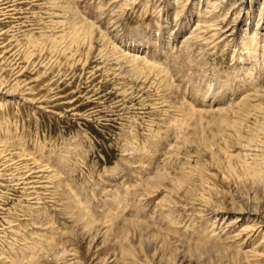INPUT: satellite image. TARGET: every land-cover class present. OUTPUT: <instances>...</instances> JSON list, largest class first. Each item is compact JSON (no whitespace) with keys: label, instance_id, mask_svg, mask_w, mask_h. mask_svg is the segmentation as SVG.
I'll use <instances>...</instances> for the list:
<instances>
[{"label":"rangeland","instance_id":"obj_1","mask_svg":"<svg viewBox=\"0 0 264 264\" xmlns=\"http://www.w3.org/2000/svg\"><path fill=\"white\" fill-rule=\"evenodd\" d=\"M199 1L0 0V81L13 92L0 96V264H76L69 217L101 232L154 218L170 243L157 264L229 263L221 251L264 264L259 236L213 219L264 211L263 0L225 42L230 13L223 24L227 10ZM119 52L170 86L143 66L133 75ZM161 169L170 179L144 193Z\"/></svg>","mask_w":264,"mask_h":264},{"label":"bare ground","instance_id":"obj_2","mask_svg":"<svg viewBox=\"0 0 264 264\" xmlns=\"http://www.w3.org/2000/svg\"><path fill=\"white\" fill-rule=\"evenodd\" d=\"M212 1V2H211ZM218 0H203V2L200 0L199 1V4L202 2L204 9H206L207 7H212L214 6L215 8H220V9H223V11L227 10V12H225V15L224 17L221 19V22L224 24V20L225 18H227V14L230 13V16L232 17L227 24H224L223 27H221L220 29H217L218 32L216 33V36L218 38H221V40H225V41H233L234 39V36L235 34L237 33V27H238V22L242 21L243 19L246 18L247 21H249L250 19L253 18L252 14H254V12H252V5L253 3L256 2V0H223V2H226V5L223 7L220 6L219 4H215ZM222 1V0H221ZM229 1V2H228ZM222 2V3H223ZM61 3V2H60ZM174 1L171 2V4H173ZM61 5V4H60ZM195 6V5H193ZM261 7L258 8V16H260L262 13H263V17H264V0L262 1V3L260 4ZM0 7H4V6H0ZM59 7V6H58ZM213 7V8H214ZM7 8V6H6ZM61 8V7H60ZM2 10V9H1ZM2 12V11H0ZM204 12V11H203ZM206 12V11H205ZM211 13H214V12H211ZM211 15V14H210ZM200 15H198L197 18H199ZM205 16V15H204ZM203 17V16H202ZM245 17V18H244ZM73 18V17H72ZM201 18V17H200ZM258 18V17H257ZM260 18V17H259ZM80 20V18H79ZM220 23V22H219ZM75 24V23H74ZM77 24V23H76ZM80 24V23H79ZM220 25V24H219ZM237 25V27H236ZM257 25V24H255ZM61 26V25H60ZM217 26V25H216ZM258 26V25H257ZM245 27V26H244ZM84 28V27H83ZM86 28V27H85ZM204 28V27H202ZM255 28H259V27H255ZM81 29V28H80ZM201 29V28H199ZM83 30V29H82ZM79 31V30H78ZM84 31V30H83ZM263 31H264V28H263ZM87 33V32H86ZM89 33V32H88ZM87 33V34H88ZM211 33V32H210ZM255 33H257V30L255 29L253 31V33H251L252 35H255ZM59 35V34H58ZM71 35V34H70ZM86 36V34H83ZM212 35V34H211ZM251 35V37H253ZM248 33L245 35L244 38H242L243 42H244V45L246 44V40L251 37H248ZM262 36L264 37V34H262ZM217 39V38H216ZM58 40V39H57ZM83 40V39H82ZM92 40V39H91ZM187 40V39H186ZM89 41V40H88ZM224 41V42H225ZM205 42V41H204ZM242 42V43H243ZM80 46V45H79ZM228 46V45H227ZM104 49V48H103ZM116 49V48H115ZM129 50V49H128ZM115 51V50H114ZM117 52V51H116ZM144 52V50H143ZM120 53V52H119ZM114 54V53H113ZM89 55V54H88ZM107 55H111V54H107ZM120 55L122 57H120ZM119 55V60H117L120 65L121 63L123 64L124 63V66L127 65V67L129 68L130 72L134 75V74H142L141 71L138 70L139 66H143L145 69H147V71H152V74L157 76L158 74V77H159V69L151 65H148V64H145L143 62V60L141 59V62H140V59H137L136 57H134V55H132L133 57H130V56H127L125 55L124 53L121 54L120 53ZM129 55V54H128ZM180 55V54H179ZM118 56V55H117ZM108 57V56H107ZM105 57V58H107ZM126 58V60H125ZM114 60V59H112ZM116 61V60H115ZM122 61V62H120ZM116 63V62H115ZM144 65H142V64ZM175 63V62H174ZM86 64V63H85ZM137 70H135V68ZM126 67V68H127ZM158 67V66H157ZM123 68V67H122ZM94 70V69H93ZM123 70V69H122ZM141 70V69H140ZM251 70V69H250ZM249 70V71H250ZM146 71V70H144ZM136 72V73H135ZM138 72V73H137ZM145 73V72H144ZM143 73V74H144ZM162 73V72H161ZM139 74V75H140ZM151 74V73H150ZM244 74H246V72H244ZM246 76H248L246 74ZM147 77V76H146ZM250 77V75H249ZM252 77V76H251ZM143 78V77H142ZM245 78V76H244ZM138 79V78H137ZM160 81L162 83H164L166 86H170L168 85L169 82L168 80L166 79L165 75H160L159 77ZM247 79V77L245 78V80ZM254 79V78H253ZM252 79V80H253ZM243 80V79H242ZM243 80V81H245ZM251 80V78H250ZM252 80L250 82H252ZM249 81V80H248ZM250 82L248 84H250ZM245 83V82H243ZM247 84V83H246ZM252 84V83H251ZM264 84V83H263ZM223 85V84H222ZM225 85H227L225 83ZM224 85V86H225ZM251 86L253 85H250V88ZM257 86V85H256ZM259 86V85H258ZM10 87V86H9ZM8 87V89H9ZM241 87H245L244 86H241ZM227 88V87H226ZM254 88V86L252 87ZM8 89H4L3 88V85L1 84V81H0V96H4V95H7L9 96L10 93L13 94V92H10V90ZM262 89V92H264V86L262 85L261 87ZM224 91V90H223ZM261 90H259V93H260ZM244 94V91L242 92ZM246 94V93H245ZM240 95V94H239ZM208 96V95H207ZM251 96V94H250ZM260 97V95H258ZM6 97V96H4ZM19 97V96H18ZM244 97V96H243ZM259 97V98H260ZM264 97V96H263ZM7 98V97H6ZM5 98V99H6ZM257 98V97H256ZM16 99V97H15ZM248 99V98H247ZM13 100V98H12ZM258 100V99H257ZM256 100V101H257ZM245 101V100H244ZM204 102V101H203ZM206 102V100H205ZM247 102V100H246ZM204 104V103H203ZM211 105V104H210ZM247 105V103H246ZM258 106V105H257ZM260 107V106H259ZM261 108V107H260ZM264 108V107H263ZM262 108V109H263ZM264 110V109H263ZM194 111V110H193ZM183 112V110H182ZM174 143V142H173ZM168 164V163H167ZM163 169L157 171V172H154V174H145V183L144 185H146V191H144V193H146L148 191V188H150L151 190L153 189V191H155L154 194H156V192H160L161 189L163 188L162 186L164 185V183L166 182V180L170 179L169 177V173L167 174L166 171L164 170V172L162 171ZM151 170H149L150 172ZM131 172V171H130ZM143 172V171H142ZM119 177H123L124 175H117ZM187 176V175H186ZM142 183V182H141ZM176 184V183H175ZM143 185V186H144ZM180 186L181 184H176V186ZM121 186V184H120ZM124 187V186H123ZM122 187V188H123ZM168 187V186H167ZM132 188V187H131ZM178 188V187H177ZM119 189V187H118ZM117 189V190H118ZM142 189V188H141ZM120 190V189H119ZM184 190V189H183ZM142 191V190H141ZM152 192V191H151ZM124 193V192H123ZM143 193V194H144ZM107 194V193H106ZM162 194V193H160ZM121 195V193H120ZM142 195V194H141ZM148 195V194H146ZM145 195V196H146ZM149 195H150V192H149ZM186 195V194H185ZM218 197V196H217ZM173 198V197H172ZM164 200V199H163ZM118 201V200H117ZM220 201V200H219ZM116 203V202H115ZM220 204V203H219ZM227 205V204H226ZM127 206V205H126ZM212 206V205H211ZM230 206V205H229ZM73 207V206H72ZM233 207V206H232ZM76 208V207H75ZM107 209V208H106ZM123 209V207H122ZM157 209V208H156ZM264 210V209H263ZM112 211V210H111ZM110 211V212H111ZM105 212V211H104ZM119 212V211H118ZM123 212V211H122ZM141 212V211H140ZM245 212V210H244ZM242 212L240 209H232V208H229V209H221L219 211L216 210L214 212L215 215V218L214 221L217 223L219 220H224L223 218H219L222 213H226L230 219H232L233 221V226H235L236 228H240L243 223L244 225L247 223V221H249L250 223H252L253 225V228L250 227V225L248 227H245L243 225L244 228H240L242 229L241 232H246L244 235H246V237H258V238H261V242H264V211H257V210H253V211H250V212ZM82 213V212H81ZM79 213V214H81ZM127 213V212H126ZM106 214V213H105ZM122 214V213H120ZM154 214V213H153ZM219 214V215H217ZM86 215V214H85ZM144 215V214H143ZM260 215V216H259ZM117 216V215H116ZM253 216V217H252ZM104 217V216H103ZM151 217V216H150ZM255 217V218H254ZM71 217H69V219H65L69 226V229L72 230V232L70 233L71 236L74 238L73 242H70L69 246V251L68 253H70V256H71V259H73L75 261L76 264H157V261L160 262L161 260H159V257H158V253L159 254H163L165 253L168 249L167 247L170 249V246L168 244L170 243H167V239L165 237H162V235H159L157 234V232L155 233L153 230L151 229H148V227L156 222H152V221H155L154 218H152L151 222H149V226L146 225V223H148V221L145 223V225L147 226L144 227V223H142V221L140 223H136V222H130L128 221L129 223H126L123 227H119L116 226V225H113L116 223V221L114 220L112 224V226H107L108 228H105L103 231L104 232H101L102 230L99 229L98 227L100 226H96L97 229H91L92 228V224L95 223L94 222H90L88 219L89 222H86L81 228H76L78 227V224L80 223V219L79 218H75L77 219V221H73L70 219ZM87 218V217H86ZM114 218V217H113ZM116 218V217H115ZM125 218V217H124ZM124 218L122 217V220H124ZM140 218V217H139ZM145 218V217H144ZM91 219V218H90ZM95 219V218H94ZM118 219V218H117ZM135 219H137L135 217ZM82 220V219H81ZM84 220V219H83ZM92 220V219H91ZM109 220V219H108ZM131 220V219H130ZM134 220V219H133ZM141 220V219H140ZM139 220V221H140ZM100 221V220H98ZM111 221V220H110ZM121 221V219H120ZM144 221V220H143ZM213 221V222H214ZM101 222V221H100ZM124 222V221H123ZM214 222V223H215ZM82 223V222H81ZM97 223V221H96ZM151 223V225H150ZM66 224V223H65ZM98 225H100V223H97ZM95 224V225H97ZM104 224V223H103ZM109 224V223H108ZM117 224V223H116ZM120 224V222H119ZM143 224V225H142ZM80 225V224H79ZM106 225V224H105ZM111 225V224H110ZM118 225V224H117ZM155 225V224H154ZM157 225V224H156ZM90 226V227H89ZM121 226V225H120ZM227 226V225H226ZM247 226V225H246ZM95 227V228H96ZM152 227H157V226H152ZM263 230H259L257 232V229L261 228ZM119 231H118V229ZM221 228V227H220ZM219 228V229H220ZM228 228V227H227ZM235 228V230H236ZM157 229V228H156ZM154 229V230H156ZM97 230V231H96ZM117 230V231H116ZM238 231V230H237ZM91 232H96V233H91ZM113 232V233H112ZM239 232V231H238ZM109 233V234H108ZM215 233V232H214ZM257 233V234H256ZM108 234V235H107ZM161 234V233H160ZM238 234V233H236ZM241 234L240 233V237H241ZM250 234V235H248ZM64 235V234H63ZM255 235V236H254ZM60 236H62L60 234ZM239 237V238H240ZM245 237V238H246ZM249 238V239H250ZM237 239V238H236ZM244 239V238H243ZM72 240V239H71ZM234 240V239H233ZM241 240V239H240ZM239 240V241H240ZM246 240V239H245ZM255 240V239H254ZM252 240V241H254ZM244 242V240H242ZM247 241V240H246ZM257 241V240H256ZM169 242V240H168ZM229 243V242H228ZM234 244V243H233ZM239 244V243H238ZM243 244V243H242ZM251 243H249L250 245ZM244 245V244H243ZM258 245L260 244H257L256 246L258 247ZM186 246V245H185ZM235 246V245H234ZM241 246V245H240ZM251 246V245H250ZM249 246V247H250ZM173 247V246H172ZM176 246H174L175 248ZM187 247V246H186ZM184 248L181 246L180 247H176L175 249H178V248H181L179 250H177L178 253L184 251L183 249H186L185 251H189V248ZM174 248H172L174 250ZM234 248V247H233ZM237 248V247H236ZM240 248V247H239ZM256 248V247H255ZM195 249V248H194ZM242 249V248H241ZM262 249V248H261ZM233 250V249H232ZM252 250V249H251ZM259 250V249H258ZM152 251V253H150ZM165 251V252H164ZM242 251V250H241ZM240 251V253H241ZM174 252V254H177V255H181L178 254L177 252L175 251H172V253ZM67 253V254H68ZM186 253V252H185ZM221 253L223 254L222 257L225 259L224 262H229L227 264H242L243 263V260L241 259L242 257H240V254L237 253V252H234V251H221ZM242 253H245L242 251ZM250 253V252H249ZM167 254V252H166ZM165 254V255H166ZM184 254V253H183ZM248 254V252L246 253ZM245 254V255H246ZM257 254V253H256ZM263 254V253H262ZM118 255V257H117ZM151 255V256H150ZM170 255V254H169ZM176 255V257H177ZM251 255V254H249ZM57 256V255H56ZM61 256V255H60ZM163 256V255H162ZM187 256V255H186ZM252 256V255H251ZM254 256V255H253ZM255 256H260L261 258L263 257L264 259V255H255ZM51 257V256H50ZM67 257V256H66ZM169 257V256H167ZM247 257L250 258V256L247 255ZM171 258V255L170 257ZM179 258V257H178ZM190 258V257H189ZM188 258V259H189ZM258 258V257H257ZM191 259V258H190ZM189 259V262H191V260ZM244 260L246 258H243ZM250 259H255V258H250ZM53 260V259H52ZM65 261V259H64ZM72 261V262H74ZM184 262L183 263H186V264H189L188 262H186V260H183ZM246 262V261H245ZM70 263V262H69ZM182 264V263H181ZM191 264V263H190Z\"/></svg>","mask_w":264,"mask_h":264}]
</instances>
